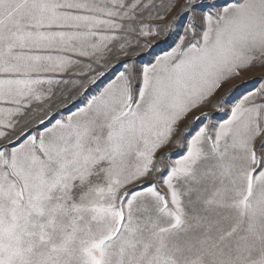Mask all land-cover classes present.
Returning <instances> with one entry per match:
<instances>
[{"label":"snow or ice","instance_id":"obj_1","mask_svg":"<svg viewBox=\"0 0 264 264\" xmlns=\"http://www.w3.org/2000/svg\"><path fill=\"white\" fill-rule=\"evenodd\" d=\"M0 264H264V0H0Z\"/></svg>","mask_w":264,"mask_h":264},{"label":"rangeland","instance_id":"obj_2","mask_svg":"<svg viewBox=\"0 0 264 264\" xmlns=\"http://www.w3.org/2000/svg\"><path fill=\"white\" fill-rule=\"evenodd\" d=\"M169 43H171V42H169ZM168 47V45L167 44H159L158 45V47H156L155 49H154V53H159L160 52V50L162 49V48H167ZM152 57L151 56H148V55H144L143 57H142V59L143 60H149V59H151ZM258 71L259 70H252V71H250L249 73H248V75L249 76H251V75H253L254 73H258ZM174 150V149H173Z\"/></svg>","mask_w":264,"mask_h":264}]
</instances>
